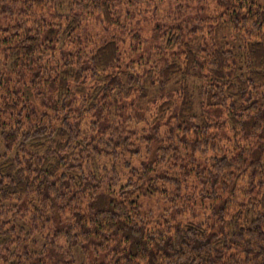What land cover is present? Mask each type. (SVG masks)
<instances>
[{
    "label": "trees",
    "instance_id": "1",
    "mask_svg": "<svg viewBox=\"0 0 264 264\" xmlns=\"http://www.w3.org/2000/svg\"><path fill=\"white\" fill-rule=\"evenodd\" d=\"M117 1L0 0V264H264V5L197 0L138 62Z\"/></svg>",
    "mask_w": 264,
    "mask_h": 264
},
{
    "label": "rangeland",
    "instance_id": "2",
    "mask_svg": "<svg viewBox=\"0 0 264 264\" xmlns=\"http://www.w3.org/2000/svg\"><path fill=\"white\" fill-rule=\"evenodd\" d=\"M197 0H118L113 8L116 13L123 19V23L127 27H131L133 30V39L125 40L122 52L126 60H136L138 62L144 61L148 54V48L151 45V34L152 30L160 25L164 27H186L197 20L199 11L202 9L200 3L196 4ZM207 1V0H206ZM258 4L264 5V0H256ZM196 7L198 8L196 11ZM201 8V9H200ZM197 15V17L195 16ZM84 31L81 32L85 37V40L89 42H96L99 33V24L94 21L85 22L83 24ZM235 34L231 35L228 30H222L215 32L213 31L211 35V40L214 39L219 45L221 41L230 42L231 38ZM218 38V40L215 39ZM87 38V39H86ZM71 45H68L70 47ZM59 59L55 60V64ZM148 109L151 111V104H147ZM0 145V151H1ZM125 161L133 162V165L137 167L136 160L130 159L129 157H124L117 164L119 175L121 177L122 183H124L130 174L127 173V169L124 168ZM190 192L185 190L182 192L184 196H187ZM206 203V202H203ZM201 203V204H203ZM154 205L153 202L149 203L150 208ZM204 205H195L194 216H189L188 218H194L197 220L196 212L201 213L203 211ZM209 212V211H207ZM187 218V216H186ZM187 218V219H188Z\"/></svg>",
    "mask_w": 264,
    "mask_h": 264
}]
</instances>
